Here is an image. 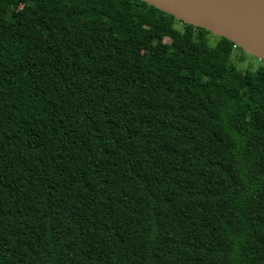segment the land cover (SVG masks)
<instances>
[{
    "label": "trees",
    "instance_id": "obj_1",
    "mask_svg": "<svg viewBox=\"0 0 264 264\" xmlns=\"http://www.w3.org/2000/svg\"><path fill=\"white\" fill-rule=\"evenodd\" d=\"M211 36L0 0V264H264V64Z\"/></svg>",
    "mask_w": 264,
    "mask_h": 264
},
{
    "label": "water",
    "instance_id": "obj_2",
    "mask_svg": "<svg viewBox=\"0 0 264 264\" xmlns=\"http://www.w3.org/2000/svg\"><path fill=\"white\" fill-rule=\"evenodd\" d=\"M264 61V0H141Z\"/></svg>",
    "mask_w": 264,
    "mask_h": 264
},
{
    "label": "rangeland",
    "instance_id": "obj_3",
    "mask_svg": "<svg viewBox=\"0 0 264 264\" xmlns=\"http://www.w3.org/2000/svg\"><path fill=\"white\" fill-rule=\"evenodd\" d=\"M219 38L212 35L211 36V43L215 45L218 42ZM232 62L241 70L245 71L247 69L255 70L262 64L264 61L260 58H257L244 50H240L239 48H235L234 53L232 55Z\"/></svg>",
    "mask_w": 264,
    "mask_h": 264
}]
</instances>
